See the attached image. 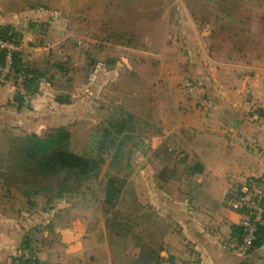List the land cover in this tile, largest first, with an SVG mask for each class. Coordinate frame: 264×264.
I'll return each instance as SVG.
<instances>
[{
	"label": "rangeland",
	"instance_id": "1",
	"mask_svg": "<svg viewBox=\"0 0 264 264\" xmlns=\"http://www.w3.org/2000/svg\"><path fill=\"white\" fill-rule=\"evenodd\" d=\"M73 1L79 2L78 7L63 5L61 15L65 19L77 11V25L67 21L34 25V33L44 35L35 43L52 44L54 49H42L36 67L27 68L52 83L53 88L46 90L52 95L48 105L56 100L63 109L59 126L39 131L38 136L57 128L67 131L68 140L57 149L88 158L92 169L84 176L60 165L41 175L13 171L12 164L19 162L12 158L13 150L24 142V134L0 131V194H16V199H0V209L8 213L22 207L25 199L17 196L19 186L36 193H29L33 207L26 205L25 210L46 209L49 225L54 223L52 209L60 214L59 222L78 218L86 225L94 219L92 208L132 225L134 209L141 205L151 209L153 204L150 175L160 173L155 163L159 157L152 153L153 138L166 148L177 115L189 109L200 112L202 101L211 100L203 88L205 66L237 60L221 54L226 44L256 54L264 49L259 0ZM240 3L248 5L245 13L236 9ZM20 54L24 60L23 51ZM9 82L13 84L12 79ZM175 142L164 154L175 161L186 160ZM141 162L149 165L140 167ZM173 170L177 174L184 169ZM22 175L29 184L21 181ZM106 191L111 194L110 204ZM42 228L36 224L30 229L27 248L20 247V252L31 259L43 252L48 264H71L77 251L69 240L62 238L60 245L52 231L45 237Z\"/></svg>",
	"mask_w": 264,
	"mask_h": 264
},
{
	"label": "crops",
	"instance_id": "2",
	"mask_svg": "<svg viewBox=\"0 0 264 264\" xmlns=\"http://www.w3.org/2000/svg\"><path fill=\"white\" fill-rule=\"evenodd\" d=\"M73 2L0 0V27L9 26L17 32L30 69L36 67L42 49H54L52 44L44 47L35 43L44 35L34 33V25L66 21L77 25V11L65 19L61 15L63 5L78 7L79 2ZM244 6L248 5L238 4L236 9L244 11ZM256 6L261 9L258 19L263 17L264 22V0ZM226 46L221 54L237 56V60H217L205 66L207 82L203 88L209 91L211 100L202 101L205 105L200 112L189 109L177 115L174 131H169L170 141L176 140L186 160H172L164 154L172 148L171 142L165 148L153 138L152 153L159 157L155 163L160 173L150 175L151 209L143 205L135 208L132 225L118 218L112 220L101 208L90 209L94 219L87 220L86 225L78 218L63 223L59 222L58 211L52 209L54 223L49 225L46 209L25 210L26 205L33 207L28 196L32 192L17 186V196L25 199L22 207L7 210L10 214L0 209V264H18L22 241L36 224L43 226L45 237L52 231L60 245L62 238L69 240L77 251L71 264H264V227L248 254L238 255L235 249L242 235L241 212L232 209L223 197L230 185L244 178H264V49L256 54ZM41 77L34 94L17 91L9 81L0 82V131L38 135L59 126L63 109L56 100L48 105L52 95L46 90L53 85ZM17 92L22 95L20 101L15 99ZM235 120L238 122L233 128ZM144 164L149 165L141 162L140 167ZM174 168L184 170L173 174ZM4 196L11 200L16 194H0V199ZM82 252L85 255L81 260ZM42 254L37 252V259L48 264Z\"/></svg>",
	"mask_w": 264,
	"mask_h": 264
},
{
	"label": "trees",
	"instance_id": "3",
	"mask_svg": "<svg viewBox=\"0 0 264 264\" xmlns=\"http://www.w3.org/2000/svg\"><path fill=\"white\" fill-rule=\"evenodd\" d=\"M17 33L14 32L12 28L9 26L0 27V38L12 40L16 43H20L17 41ZM0 55V60H1ZM13 66L15 71H19L22 65V55L20 53H13ZM27 71L32 74V76L26 80L24 85L25 93L34 94L37 90V81H38V72L29 70ZM17 92L15 99L20 101L22 99V95ZM69 138V133L67 131L62 130L61 128H57L53 133L49 135H45L44 137H40L35 133H29L24 135V142L17 145V147L13 150V157L19 160L18 164H12V170H21L23 172H31L32 174H43L47 170L52 169L54 165H60L61 167L68 168L71 172L78 174L79 176L87 175L92 169L91 161L80 155H75L67 151H62L57 149L64 142H66ZM17 153L18 155H16ZM37 172L35 173V170ZM16 172H14V175ZM21 181L29 184L26 177L22 175ZM40 187V186H39ZM38 187V188H39ZM33 192L30 188L26 190V192ZM35 193V192H33ZM108 198H106V203L110 204L112 201L109 198L111 194L109 191H106ZM26 238L22 241L21 247L22 249L27 248ZM24 255L20 253L16 257V261L18 264H28L31 262L32 264H42L37 258H22Z\"/></svg>",
	"mask_w": 264,
	"mask_h": 264
},
{
	"label": "built area",
	"instance_id": "4",
	"mask_svg": "<svg viewBox=\"0 0 264 264\" xmlns=\"http://www.w3.org/2000/svg\"><path fill=\"white\" fill-rule=\"evenodd\" d=\"M22 48L19 43L12 40L0 38V82L12 79L17 91L23 92V83L32 74L27 71V65L22 60L19 71H15L13 66V53H21ZM223 197L232 209L240 210L241 218L239 225L242 231L241 238L236 245L238 255H246L253 247L257 233L264 227V178L250 176L245 180L230 185L223 193ZM27 258V255H20ZM28 264H32L29 262Z\"/></svg>",
	"mask_w": 264,
	"mask_h": 264
},
{
	"label": "water",
	"instance_id": "5",
	"mask_svg": "<svg viewBox=\"0 0 264 264\" xmlns=\"http://www.w3.org/2000/svg\"><path fill=\"white\" fill-rule=\"evenodd\" d=\"M237 122H238V120H235V121L233 122V125H232L233 128L237 125Z\"/></svg>",
	"mask_w": 264,
	"mask_h": 264
}]
</instances>
